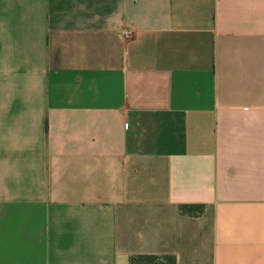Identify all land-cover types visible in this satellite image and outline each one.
Segmentation results:
<instances>
[{
    "label": "crops",
    "instance_id": "crops-1",
    "mask_svg": "<svg viewBox=\"0 0 264 264\" xmlns=\"http://www.w3.org/2000/svg\"><path fill=\"white\" fill-rule=\"evenodd\" d=\"M139 253L264 264V0H0V264Z\"/></svg>",
    "mask_w": 264,
    "mask_h": 264
},
{
    "label": "trees",
    "instance_id": "trees-1",
    "mask_svg": "<svg viewBox=\"0 0 264 264\" xmlns=\"http://www.w3.org/2000/svg\"><path fill=\"white\" fill-rule=\"evenodd\" d=\"M182 214L189 216H200L206 210L204 203H182L179 205ZM129 264H177L174 254H132Z\"/></svg>",
    "mask_w": 264,
    "mask_h": 264
},
{
    "label": "built area",
    "instance_id": "built-area-1",
    "mask_svg": "<svg viewBox=\"0 0 264 264\" xmlns=\"http://www.w3.org/2000/svg\"><path fill=\"white\" fill-rule=\"evenodd\" d=\"M124 34H125L126 37L129 38V37L132 36V31H131V30H128V29H125V30H124Z\"/></svg>",
    "mask_w": 264,
    "mask_h": 264
}]
</instances>
